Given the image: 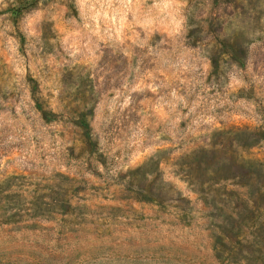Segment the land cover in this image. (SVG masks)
<instances>
[{"label": "rangeland", "instance_id": "1", "mask_svg": "<svg viewBox=\"0 0 264 264\" xmlns=\"http://www.w3.org/2000/svg\"><path fill=\"white\" fill-rule=\"evenodd\" d=\"M0 264H264V0H0Z\"/></svg>", "mask_w": 264, "mask_h": 264}]
</instances>
